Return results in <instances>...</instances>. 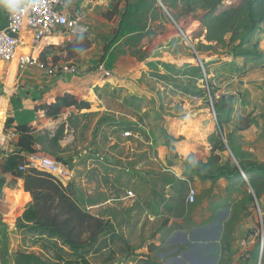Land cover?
Masks as SVG:
<instances>
[{"label": "rangeland", "instance_id": "1", "mask_svg": "<svg viewBox=\"0 0 264 264\" xmlns=\"http://www.w3.org/2000/svg\"><path fill=\"white\" fill-rule=\"evenodd\" d=\"M108 1L111 4L106 12L114 3L120 6L112 21L103 17L109 25L102 29L106 34L98 45L100 59L110 52L104 66L99 65L98 55L93 69L111 74L114 56L129 54L138 63L134 76L128 78L130 86L94 89L108 113L92 115L84 122L74 118L71 125L80 129L72 147L62 148L57 143L62 136L59 133L47 143L48 152L60 162L66 157L70 166H76L70 158L83 155L77 164L81 172L77 171L76 181L82 179L84 186L72 184L74 197L86 210L115 227L113 234L110 230L103 232L87 249V264H115L120 259L117 252L122 257L131 253L150 261L152 253L160 256L156 249L163 252L170 248L168 235L173 239L179 232L204 227L211 221L215 224L222 205L230 207L225 229L235 227L238 214L261 208L264 196V174L254 172L264 167V60L256 65L234 56V48L245 35L246 23L243 17V21L239 19L247 0L223 1L216 15L231 7L239 9L205 23L203 17L208 10L198 0ZM91 33L87 31L93 41ZM57 42L49 41L52 45ZM254 45L264 55V25L239 49ZM202 59L209 63L208 71L199 65ZM46 63L48 70L59 68V61ZM229 96L234 99L228 116L224 105ZM218 108L224 111L219 119L215 113ZM100 134L101 139L96 140ZM112 141L116 146L108 149ZM219 141L223 150L213 153ZM90 150L100 152L114 171L102 169L98 175L90 172ZM214 155L219 156L218 162ZM194 168L214 175L225 170L232 175L229 179L201 180ZM119 176L123 189L114 192ZM161 177H174L183 185L164 186ZM96 181L98 188L91 186ZM189 189L195 193L193 204L187 202ZM0 194V264H13L18 252L34 254L49 264H82L47 233L18 229L23 205L16 204L9 188ZM105 196L116 199L100 206L96 213L89 210L91 202L105 200ZM110 239L113 246L106 248ZM61 248L66 252L63 257ZM224 256L223 252L222 259Z\"/></svg>", "mask_w": 264, "mask_h": 264}, {"label": "crops", "instance_id": "2", "mask_svg": "<svg viewBox=\"0 0 264 264\" xmlns=\"http://www.w3.org/2000/svg\"><path fill=\"white\" fill-rule=\"evenodd\" d=\"M13 1L14 0H0V25L4 22L6 8ZM110 4L108 0L67 1L69 13L86 27L87 31L90 30V32L93 33H91L93 35V41L91 40L90 48L79 54L76 58L70 60L68 63L72 64L71 66L65 67L66 64H64L65 62L62 60L59 61V68L57 70L54 69L56 71L53 69L48 70V68L42 66L39 62L40 53L35 52L32 54L33 61L25 67L13 66L10 63L0 61V182L3 183L0 191L3 192L5 189L9 188L12 192L13 200L15 199L16 204L21 207L22 203L23 207L29 203L30 197L25 195L24 201L21 203L18 199L21 190L20 181L13 173H2L5 160L12 152L17 150V127L26 125L31 128L32 135L36 142V154H45L53 157V155L48 152L47 143L53 141L57 133L62 134L57 140V143L62 148L72 147V145H74L76 132L80 129L78 125H71L74 118L79 117L80 121L84 122L90 119L92 115H103L107 112L96 98L94 89L103 88L105 86H128L130 84L128 83V78L134 76V70L137 69L138 63L129 54H118L114 56V63L110 68L112 71L110 70L111 75L109 78H103L101 68L93 69V65L98 64L96 62L97 56L100 55L99 65L104 66L106 64L105 61L108 59L106 55L110 52L109 51L100 59V52L102 50L98 45L102 39V34H106L102 29L109 25L108 22L103 19V14ZM71 36L73 35L54 37L58 39L56 45L50 44L47 40L49 38H44L41 42L40 52L52 46L62 48L66 42L72 39ZM113 67H115V69H113ZM64 94H71L78 100L89 103L91 108L83 110L68 108L56 119L46 118L44 112L38 109L40 105L55 103L56 99ZM89 127L90 125L88 124L87 128ZM96 130L97 125L94 123L93 132L95 133ZM100 137L101 134L96 140L101 139ZM90 138L94 137L92 136ZM104 138L105 137H103V139ZM108 140H111V138H108ZM114 146H116L115 141H112L108 145V149L114 148ZM25 155L26 154H21V161L25 159ZM76 155L77 156L74 158H70L71 162L76 165L75 167L68 164L66 157L62 162L66 163L72 171V180L68 184L79 182L83 187L84 184L82 179L76 181L78 178L77 171L79 174L81 172L80 165L77 164H80V158H82L83 155L80 153ZM88 155L90 156L89 160L92 161L89 171L95 173V175H98L102 169L107 171L108 168H111L97 150H90ZM110 171L114 170L111 168ZM118 180L117 185L113 187V190H115L114 192H119L120 189H123V181L120 176ZM91 186L98 188L97 181L92 183ZM106 197L107 196L104 197L105 200H99L100 204H98L99 201L91 202L90 206H88L89 210H93V213H96L100 206L116 199L114 197L107 199ZM260 205L262 209L260 207L258 208L264 212V196L260 200ZM20 214L21 212L19 215ZM216 215L219 217L218 220L215 221V224L211 221V223H208L204 227H197L191 229V231L179 232L173 239L168 235L169 238L167 237V241L169 240V243L167 247L170 248L165 249L163 252H161L160 249H156V252H158L160 256L157 257L151 252L152 255H150L151 257L149 260L155 264H229V262L237 260L243 250L245 232L253 229L257 224L255 211L251 214L246 212L238 214L239 216L236 218L237 225H235V227L231 225L226 229L225 223L230 215V207L226 208V206L224 207L222 205V208L216 212ZM105 218L108 219L109 217ZM113 228L115 229V227ZM111 232L112 234L114 233L112 230ZM109 236L110 234L107 233V238ZM110 241V244H106V248L111 247V245L113 246V239H110ZM154 244L156 245V247L154 245L155 248L160 247L157 239L154 241ZM178 244L183 246V248L181 249ZM171 245H175V247H171ZM207 248L210 249L206 252ZM223 248L226 250L223 251L226 257L224 256V259L218 260L221 255L223 256ZM249 249L251 252V259L247 264H256V258L254 259L257 255L256 245L252 244ZM117 253L120 259L115 264H142L143 261L148 259L146 257L142 258L141 256L122 257L119 252Z\"/></svg>", "mask_w": 264, "mask_h": 264}, {"label": "trees", "instance_id": "3", "mask_svg": "<svg viewBox=\"0 0 264 264\" xmlns=\"http://www.w3.org/2000/svg\"><path fill=\"white\" fill-rule=\"evenodd\" d=\"M205 5L204 23L206 20H216L220 17H227L231 10L239 9V6L231 7L222 15H216L217 8L225 0H198ZM246 3V2H245ZM120 4L114 3L111 10L104 13L103 17L107 21H112L119 9ZM243 17L245 24V35L239 40L238 45L234 48V56L242 58L244 63L252 62L256 65L261 64L264 60V55L254 45L250 49H239L245 42H250L253 34L264 25V0H247L245 10L240 16L239 21ZM91 46V39L87 33L76 34L68 41L64 47H48L39 56V62L46 67L47 60L52 62L64 61L69 62L76 58L79 54L88 50ZM52 51H55L53 53ZM57 53L59 55H57ZM202 66L204 71H208L210 65L207 61L202 59ZM234 97L229 96L224 106L227 107V113L231 110L232 101ZM74 108L76 110L90 109L91 105L87 102L78 100L71 94H64L58 97L55 103L50 105H40L39 110L44 112L46 118L56 119L65 109ZM224 111L221 109L215 110L216 118L223 116ZM220 130V128H219ZM18 141L17 150L12 152L5 160L2 167V173L15 174L20 181L21 190L18 199L22 203L25 195L30 197L29 203L22 208L21 214L17 219L18 229H27L31 231H42L47 233L51 238L60 242L62 247L69 251V255L75 261H80L82 264H87L85 261L86 251L91 248L97 241V238L106 231L113 230L111 224L105 219L93 215L90 211L82 207L74 197L75 189L72 184L63 185L57 177L44 170H39L33 167H26L23 171L18 170L21 161V154L36 153V142L32 135L31 128L26 125L17 127ZM223 143L219 141L218 147L212 148V152L222 151ZM217 162L219 156L214 155ZM193 171L201 180H216L219 178L229 179L230 175L225 170L219 171L216 175L210 174L201 169L194 168ZM247 172V171H245ZM254 172H262L264 174V167H257ZM233 175L238 176V172L234 171ZM175 178H160L164 186H171L173 184L183 185L182 181L174 180ZM3 183L0 182V189ZM257 196V193H256ZM23 205V203H22ZM154 246V245H153ZM153 246H150L152 251ZM130 248H127V251ZM63 257L65 255L64 249H60ZM133 256L127 253L126 257ZM264 256V248H263ZM13 264H49L34 254L30 253H15L13 257ZM144 264H154L152 261H146Z\"/></svg>", "mask_w": 264, "mask_h": 264}, {"label": "built area", "instance_id": "4", "mask_svg": "<svg viewBox=\"0 0 264 264\" xmlns=\"http://www.w3.org/2000/svg\"><path fill=\"white\" fill-rule=\"evenodd\" d=\"M68 0H14L6 8V15L0 25V61L13 63L25 67L33 61V53L40 52L41 42L44 38L60 37L87 33L84 27L67 8ZM8 32L17 35L19 40L10 37ZM109 71H103V77H110ZM124 136H129L125 133ZM33 167L47 171L66 185L72 180L71 168L63 162L45 154H26L25 159L19 164L18 170ZM127 196H131L128 193ZM195 193L188 191L187 202L193 204ZM257 224L244 234V245L241 255L229 264H247L251 259L249 247L256 245L257 261L261 264L264 248V212L258 206L255 210ZM222 260V255L218 260Z\"/></svg>", "mask_w": 264, "mask_h": 264}, {"label": "water", "instance_id": "5", "mask_svg": "<svg viewBox=\"0 0 264 264\" xmlns=\"http://www.w3.org/2000/svg\"><path fill=\"white\" fill-rule=\"evenodd\" d=\"M8 34H9L10 37H14V38H17L19 40V37L17 35H14V34H12L10 32H8ZM199 65H202V64L199 62ZM225 147L228 149L227 146H225ZM228 152L231 153L229 150H228Z\"/></svg>", "mask_w": 264, "mask_h": 264}, {"label": "bare ground", "instance_id": "6", "mask_svg": "<svg viewBox=\"0 0 264 264\" xmlns=\"http://www.w3.org/2000/svg\"><path fill=\"white\" fill-rule=\"evenodd\" d=\"M56 38H54V37H51V38H49V39H47L48 41H53V40H55ZM11 65H15V64H13V63H11Z\"/></svg>", "mask_w": 264, "mask_h": 264}]
</instances>
